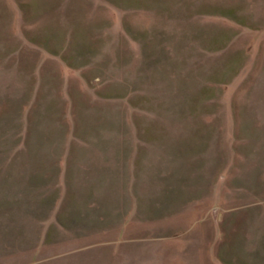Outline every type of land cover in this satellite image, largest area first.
<instances>
[{"label":"rangeland","instance_id":"374dc122","mask_svg":"<svg viewBox=\"0 0 264 264\" xmlns=\"http://www.w3.org/2000/svg\"><path fill=\"white\" fill-rule=\"evenodd\" d=\"M0 264H264V0H0Z\"/></svg>","mask_w":264,"mask_h":264}]
</instances>
